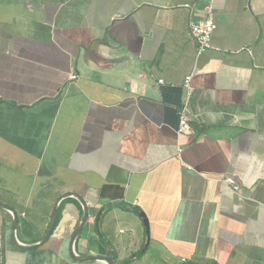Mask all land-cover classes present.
Instances as JSON below:
<instances>
[{"label": "crops", "instance_id": "obj_1", "mask_svg": "<svg viewBox=\"0 0 264 264\" xmlns=\"http://www.w3.org/2000/svg\"><path fill=\"white\" fill-rule=\"evenodd\" d=\"M208 1L0 0V264H264V0Z\"/></svg>", "mask_w": 264, "mask_h": 264}, {"label": "built area", "instance_id": "obj_2", "mask_svg": "<svg viewBox=\"0 0 264 264\" xmlns=\"http://www.w3.org/2000/svg\"><path fill=\"white\" fill-rule=\"evenodd\" d=\"M211 2L212 0H209L208 3L204 6V17L201 20L196 21L190 18L187 25L188 34L196 44V51L198 55L202 54L204 51L212 47L210 43V38L212 32L216 28V23L214 20V13ZM184 6L189 9L193 8L191 4H185ZM76 77L77 76L75 74L69 75L70 79H76ZM190 79L191 75L186 76L184 80V86L188 90L190 89ZM186 128H188V123L187 117L185 115V110L183 109L180 114L178 132H184ZM179 151H181V149H179ZM224 180L228 183L233 184L234 188L237 187L231 176H226Z\"/></svg>", "mask_w": 264, "mask_h": 264}, {"label": "water", "instance_id": "obj_3", "mask_svg": "<svg viewBox=\"0 0 264 264\" xmlns=\"http://www.w3.org/2000/svg\"><path fill=\"white\" fill-rule=\"evenodd\" d=\"M62 197H64V196H62ZM75 197H76V198L81 202V204H82V216H81V219H80V221H79V223H78V225H77V227H76V229H75V232H74V234H73V239H74V238L78 235V233L80 232V230H81V228H82V226H83V223L85 222L86 217H87V206H86L85 202L81 199L80 196L76 195ZM59 199H60V198H59ZM0 207H2V208H9L8 206H4V205H1V204H0ZM56 212H57V207H55V208L53 209V212H52V215H51L50 224H49V228H48V230H47V232H46V234H45V236H44V238H43V241L49 236L51 230H52L53 227H54V224H55V218H56ZM13 217H14V218H13V227H15L16 224H17V215H16L15 212H14V216H13ZM143 217H144V216H143ZM144 223H145V225H146V227H147V220H146L145 217H144ZM24 247L26 248V247H29V246H24ZM87 258L90 259V260L103 259V260L107 261L108 264H112L111 261H110L108 258L101 257V256H99V257H96V256H88ZM195 264H198V263H195Z\"/></svg>", "mask_w": 264, "mask_h": 264}, {"label": "trees", "instance_id": "obj_4", "mask_svg": "<svg viewBox=\"0 0 264 264\" xmlns=\"http://www.w3.org/2000/svg\"><path fill=\"white\" fill-rule=\"evenodd\" d=\"M64 201H62L59 206H58V209H57V213H56V218H55V224H57V222L59 221L60 219V215H61V210H62V205H63Z\"/></svg>", "mask_w": 264, "mask_h": 264}]
</instances>
